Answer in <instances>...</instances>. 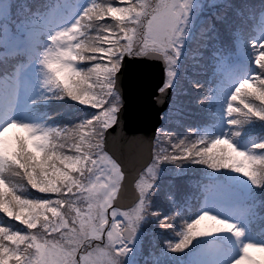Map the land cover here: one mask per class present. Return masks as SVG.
<instances>
[{"label": "snow or ice", "instance_id": "6c2138e0", "mask_svg": "<svg viewBox=\"0 0 264 264\" xmlns=\"http://www.w3.org/2000/svg\"><path fill=\"white\" fill-rule=\"evenodd\" d=\"M119 2L127 6H115L114 0H88L84 6L78 0H66L69 10L53 13L44 37L46 46L35 49L43 71L40 87L44 91L38 99L67 97L90 109L87 119L71 127H48L9 116L0 120V212L26 226L21 229L0 220V264H125L132 251L129 244L135 243L148 216L157 218L161 228L174 231L177 239L165 241L170 252H183L194 238L227 232L238 242V252L228 264H264V243L241 241L244 230L228 219L202 210L175 231L172 222L179 213L161 216L150 207L163 162L192 160L211 169H232L252 185L264 186V154L255 153L264 150V142L240 150L233 142L240 134L236 131L173 142L162 126L150 162L134 178L136 191L130 203H118L125 173L105 145L109 129L120 123L119 85L125 61L162 60L166 77L158 89L164 94L172 88L175 100L177 66L184 58L187 29L196 8L194 0ZM212 27L201 30L197 41L201 48L211 39L203 33ZM248 48L257 70L237 69L227 75L231 90L223 108L226 123L233 127L252 117L264 120V37L241 38L239 52L246 57ZM193 86L205 93L201 103L212 97L213 89L195 81ZM174 110L175 103L169 113ZM161 119L167 123L169 114ZM14 129L20 131L9 136ZM24 129L46 138L47 147L41 151L19 140ZM29 186L56 198L33 196ZM204 221L211 223L198 228Z\"/></svg>", "mask_w": 264, "mask_h": 264}, {"label": "trees", "instance_id": "16d2710c", "mask_svg": "<svg viewBox=\"0 0 264 264\" xmlns=\"http://www.w3.org/2000/svg\"><path fill=\"white\" fill-rule=\"evenodd\" d=\"M10 4L9 12L4 8V0H0V49L12 47V42L16 40L15 34L18 26L17 15L12 10V4H19L7 0ZM23 1V0H21ZM20 1V2H21ZM49 5L61 4L65 0H46ZM210 5L209 9H204L201 16L199 14L190 17L189 27L187 29L188 36L187 48L185 49L184 58L177 66V76L175 77V84L178 91L172 89V99L169 104L175 103V110L169 113V106L164 111V114H169V120L166 123L162 120L158 129L163 126L164 131L172 134L173 142L176 139H183L185 137L192 139L200 135L199 128L207 123L205 115L210 117L213 114H220L212 110V107L218 109V104L215 106L214 94L218 96V89L213 87L212 97L201 103L204 98L203 89H197L193 86V81L204 86V88H211V81L220 79V72L218 67L209 58H204L198 61V53L203 50L197 42L201 36L202 29H208L209 25H213L211 31L203 33L208 35L211 39L206 43L210 44L222 37L223 42L215 44V50L220 51L225 44L228 45L229 35L240 34L248 35L249 21L257 17L259 7L263 8L264 0H216L214 3L206 0ZM115 6H127L126 3L121 4L119 0H114ZM207 5V6H208ZM11 14V15H10ZM221 19H217V17ZM109 22H114L108 18ZM6 21L10 24V28L4 27ZM215 33V35H213ZM192 48V50H190ZM24 55L22 52L8 51L0 53V80L9 76V68L15 62L16 58ZM82 63V62H78ZM212 65V66H211ZM257 70V69H256ZM217 83V82H216ZM214 86V84L212 85ZM250 99H252L250 97ZM35 106L42 109V115L53 122L52 127H71L74 124L80 123L87 119L90 109L86 106L80 105L71 99L64 97L63 99H49L36 100ZM239 104V101L236 102ZM260 103V101H256ZM162 115V116H163ZM216 118V117H214ZM216 119H214L215 121ZM237 128L240 134L233 137V140L238 141L240 145H245L248 150L252 144L264 142V120L252 117ZM232 129V127L230 128ZM157 135V132H156ZM155 135V138H156ZM154 138V140H155ZM165 147L167 141L165 140ZM226 147V146H218ZM256 154H264V150H255ZM201 170L209 176L208 178H201L197 176ZM231 169H211L207 165L193 162L192 160H185L178 163L163 162L159 169V178L156 182V191L152 194L151 210L157 211L161 216H167L173 212L179 213L173 220V229L179 231L183 221H191L198 216V203L201 196L208 191V197L211 204L220 207L221 210L227 209L232 205L236 199H239L244 207V214L246 216V227L248 231L257 234L258 238H264V186L252 185L247 177L242 173L238 174V181L231 177ZM19 182V178H15ZM26 184L27 181L25 180ZM209 184V190L206 186ZM30 189V186H29ZM32 195H46L55 199L56 195L52 193H39L36 190H31ZM50 215V214H49ZM0 220L6 224L11 223L18 228L26 229L22 223L9 218L6 214L0 212ZM210 221H204L202 224H210ZM201 224V225H202ZM201 225L200 228H201ZM172 229L161 228L157 218L148 216L141 226V232L134 244H129L132 251L125 258V264H131L132 259L130 255H136L137 261L140 259H149V253L158 249L159 238L162 235L166 240L175 238ZM198 238V237H197ZM194 238L192 243L197 241ZM217 250L215 263L211 262L207 256L213 251ZM225 249L216 241H207L193 245L181 253H170V264H219L220 257ZM147 263V262H146ZM137 264H141L137 262Z\"/></svg>", "mask_w": 264, "mask_h": 264}, {"label": "water", "instance_id": "95a60500", "mask_svg": "<svg viewBox=\"0 0 264 264\" xmlns=\"http://www.w3.org/2000/svg\"><path fill=\"white\" fill-rule=\"evenodd\" d=\"M164 78L162 60L129 58L122 69L119 85L123 97L120 123L109 129L105 145V150L121 164L125 173L119 204L130 203L136 191L134 178L149 162L155 131L161 122V112L171 95L170 89L164 94L159 92Z\"/></svg>", "mask_w": 264, "mask_h": 264}, {"label": "rangeland", "instance_id": "374dc122", "mask_svg": "<svg viewBox=\"0 0 264 264\" xmlns=\"http://www.w3.org/2000/svg\"><path fill=\"white\" fill-rule=\"evenodd\" d=\"M210 1L214 3L216 0H210ZM78 2L81 6H84L88 3V0H78ZM194 3L196 5V8H194L192 16L196 15V14H199V16H201L202 11L204 9L208 10L210 8L209 7L210 5L207 4L206 0H194ZM48 16L49 15L44 16L43 20L40 22V24L46 25L45 37L49 34L48 30L50 27V23H48V21L46 20L48 18ZM70 22L71 21H68V23H70ZM34 23L35 22H31V23L25 22V23H23V25H25L27 27L33 26L34 29H36L35 26L32 25ZM36 23L38 24V20ZM42 29H43V27H41V30ZM45 46L46 45L44 43V38H43V40L41 42L40 50H42L43 47H45ZM34 57L35 58L32 61L33 62L35 61L36 67L33 64H30V65L25 66V68L24 67L22 68L25 70L17 69L15 75L11 78V80L6 82L5 88L2 90L0 89V103H1V107L3 109L2 111L0 109V120H2V118H4L5 116H9V117L15 118L17 120H23V121L34 123V124H43L44 126L52 127L53 122L51 120L44 118L42 114H40L38 111H36L38 109H36L33 106L37 103L36 100L44 91L40 87V82L43 79L42 66L38 62L39 56L37 53L34 54ZM32 61H30L29 63H31ZM17 73H18V75H17ZM14 92L17 93L15 99H13V93ZM45 95H48V94L45 93ZM33 101H35V103H33ZM9 109H11V110H9ZM19 131L20 130H18V129L11 130L8 135L12 136L16 132H19ZM207 131H210V129L207 128ZM207 210H210L213 214L219 215L220 217L228 219L230 222L235 223L234 219L231 220V216H229L228 213L218 214V209L213 207V206H207ZM231 211H232V209L229 211V213H231ZM235 224L238 225V223H235ZM205 225H208V224H204V225L202 224L201 229L204 228ZM218 234L219 233H212V234H209L207 237L218 235ZM229 235L232 236V233H229ZM139 240H140V238H138V242H139ZM241 241H243V242L252 241V242L260 243L256 238H253L251 234L246 233L245 230H244L243 237H241ZM138 242L136 241V243H135L136 246L138 245ZM237 244H238V242L236 241L235 247H236V250L238 251ZM129 257L132 259L134 264H136L137 262L148 264L146 262L149 261V260L140 259V258L137 261V256L133 255V254L130 255ZM228 259L229 258H226L223 261V264H228ZM156 261L155 260L149 261V264H160L158 259Z\"/></svg>", "mask_w": 264, "mask_h": 264}, {"label": "clouds", "instance_id": "9594fccd", "mask_svg": "<svg viewBox=\"0 0 264 264\" xmlns=\"http://www.w3.org/2000/svg\"><path fill=\"white\" fill-rule=\"evenodd\" d=\"M18 139L23 141L25 144H29L32 146H35L38 150H43L45 147H47V141L46 138L39 137L36 135H32L29 130L24 129L21 134L18 136ZM3 148V144L0 143V149ZM0 190L2 189V186H0Z\"/></svg>", "mask_w": 264, "mask_h": 264}]
</instances>
